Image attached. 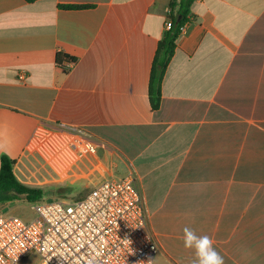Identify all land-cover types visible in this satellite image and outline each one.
<instances>
[{
  "label": "crops",
  "instance_id": "0c3cea01",
  "mask_svg": "<svg viewBox=\"0 0 264 264\" xmlns=\"http://www.w3.org/2000/svg\"><path fill=\"white\" fill-rule=\"evenodd\" d=\"M172 2L0 0V169L7 155L21 183L84 197L132 171L154 264H190L186 225L225 264H264V0H195L154 110ZM58 53L76 61L59 66ZM65 128L97 153H78L62 177L32 144L40 129Z\"/></svg>",
  "mask_w": 264,
  "mask_h": 264
},
{
  "label": "built area",
  "instance_id": "2783aa9c",
  "mask_svg": "<svg viewBox=\"0 0 264 264\" xmlns=\"http://www.w3.org/2000/svg\"><path fill=\"white\" fill-rule=\"evenodd\" d=\"M172 26L168 20L166 28ZM32 148L62 177L79 160L78 153H97L95 142L78 128L40 129ZM34 210L30 222L0 214V264H23L31 253L40 257L39 264H154L160 252L132 171L79 200L45 198L34 203Z\"/></svg>",
  "mask_w": 264,
  "mask_h": 264
},
{
  "label": "trees",
  "instance_id": "16d2710c",
  "mask_svg": "<svg viewBox=\"0 0 264 264\" xmlns=\"http://www.w3.org/2000/svg\"><path fill=\"white\" fill-rule=\"evenodd\" d=\"M28 3H34L37 0H26ZM195 0H173L171 4V15L177 14V18H173V26L167 32L165 38L159 43L154 62L152 65L149 97L152 108L158 109L161 101V89L165 72L168 68L172 57L176 50V42L182 33L183 28L189 20L190 9ZM63 9H81L83 6H60ZM76 61L74 58L62 53L56 56V62L62 66L64 62ZM15 162L7 155L1 158L0 169V204H13L23 200L29 203H36L46 198L48 194L53 192L62 193L63 190L55 189L47 191L44 188L32 187L21 183L14 174Z\"/></svg>",
  "mask_w": 264,
  "mask_h": 264
},
{
  "label": "clouds",
  "instance_id": "9594fccd",
  "mask_svg": "<svg viewBox=\"0 0 264 264\" xmlns=\"http://www.w3.org/2000/svg\"><path fill=\"white\" fill-rule=\"evenodd\" d=\"M182 233L184 248L194 251V259L190 264H225L223 256L214 247V241L210 236L198 235L187 225L182 229ZM148 264H151V261Z\"/></svg>",
  "mask_w": 264,
  "mask_h": 264
},
{
  "label": "rangeland",
  "instance_id": "374dc122",
  "mask_svg": "<svg viewBox=\"0 0 264 264\" xmlns=\"http://www.w3.org/2000/svg\"><path fill=\"white\" fill-rule=\"evenodd\" d=\"M80 191H82V187H80V189L73 188L68 192L63 191L60 194L53 192L52 194H48L46 199L50 201L55 199H66L69 201L79 200L84 197V195L80 196L78 194ZM0 214L18 216L30 222L35 218L34 203L20 200L13 204H0ZM40 262L41 259L36 253H31L23 260V264H39Z\"/></svg>",
  "mask_w": 264,
  "mask_h": 264
}]
</instances>
